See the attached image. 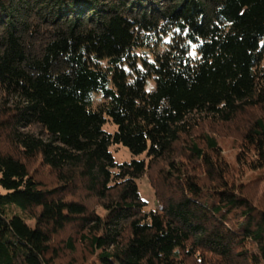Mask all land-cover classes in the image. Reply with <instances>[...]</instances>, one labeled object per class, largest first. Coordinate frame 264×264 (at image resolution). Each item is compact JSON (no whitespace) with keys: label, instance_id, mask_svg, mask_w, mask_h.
<instances>
[{"label":"trees","instance_id":"1","mask_svg":"<svg viewBox=\"0 0 264 264\" xmlns=\"http://www.w3.org/2000/svg\"><path fill=\"white\" fill-rule=\"evenodd\" d=\"M253 109L264 0H0V264H58L79 243L71 264H264V206L217 138L193 135ZM154 160L148 209L137 180Z\"/></svg>","mask_w":264,"mask_h":264},{"label":"rangeland","instance_id":"2","mask_svg":"<svg viewBox=\"0 0 264 264\" xmlns=\"http://www.w3.org/2000/svg\"><path fill=\"white\" fill-rule=\"evenodd\" d=\"M260 116H264V112L260 114L257 109H253L238 114L233 120L229 122H224L213 118H209L207 120H199L197 122L198 124L194 125L193 135L197 139H203V135L205 134L215 136L220 147L219 149L221 151L222 158L227 162V166L230 168L236 180L235 182L238 183L243 181V183L247 185V192L250 195L254 196L253 198L255 202L259 204L261 203L264 206V172L260 169H252L253 165L249 164L252 162L249 157V155H251L252 148L251 146H247L245 144L243 137L245 135V132L249 128L248 126L252 122L251 120H254L256 117ZM105 128L112 131L115 127L109 123L105 126ZM178 148L179 149H177L178 151L176 152V156L174 158L177 160H182L183 162L187 161V156L183 154V152L180 150V147ZM112 153L116 161L118 162L130 161L132 158L129 149L123 145L113 146ZM141 158H145L146 162H149L147 161L148 157L142 156ZM165 162L163 160H154L152 166L147 169L146 174H144L137 180L139 193L141 197L146 201V207L148 209L157 207V198L155 195L156 190L154 189L151 178H157L158 182L163 179L158 175L161 172L162 167H166ZM31 167H35L36 169L39 168L42 172L46 171V169L39 167L36 162L32 163ZM197 172L199 175L202 173L201 170H197ZM42 178L45 181H49V178L45 174L42 175ZM99 209L101 210L100 207L98 208V210ZM73 232L74 229L69 227L67 233H65L64 238L67 236H71ZM85 254H87V248L85 244L79 243L77 245L75 255H71L68 253L59 258L57 262L58 264H71L72 260L80 259V257ZM77 261H75V263Z\"/></svg>","mask_w":264,"mask_h":264}]
</instances>
